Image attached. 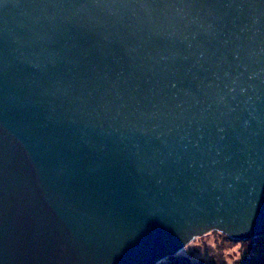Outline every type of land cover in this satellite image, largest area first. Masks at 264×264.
Segmentation results:
<instances>
[{
	"label": "water",
	"instance_id": "obj_1",
	"mask_svg": "<svg viewBox=\"0 0 264 264\" xmlns=\"http://www.w3.org/2000/svg\"><path fill=\"white\" fill-rule=\"evenodd\" d=\"M264 233V0H0V264H156Z\"/></svg>",
	"mask_w": 264,
	"mask_h": 264
},
{
	"label": "trees",
	"instance_id": "obj_2",
	"mask_svg": "<svg viewBox=\"0 0 264 264\" xmlns=\"http://www.w3.org/2000/svg\"><path fill=\"white\" fill-rule=\"evenodd\" d=\"M222 238L229 240L238 246L237 258L232 264H264V233L258 238L256 237L252 240L250 239L249 241L251 242L247 245L241 244V240H236L231 237L223 236ZM256 241H262V243L260 245H256ZM204 246V252L208 253L207 260L199 261V259H192L191 257L181 258L176 256V254H173L161 259L156 264H227L225 255L223 253V247L218 246V244H216L214 247L208 244Z\"/></svg>",
	"mask_w": 264,
	"mask_h": 264
},
{
	"label": "rangeland",
	"instance_id": "obj_3",
	"mask_svg": "<svg viewBox=\"0 0 264 264\" xmlns=\"http://www.w3.org/2000/svg\"><path fill=\"white\" fill-rule=\"evenodd\" d=\"M219 234H221V235H219ZM223 236L230 237L227 234H225L219 230H210V231H208V232H206L200 236H196V238L194 237L195 239L192 238L191 240L193 242L190 240L191 243L189 241L187 244H185L180 250H178L174 254H176V256L181 257V258L191 257L192 259L196 258V259H199V261L200 260L203 261V260H207V255H208V253L204 252V250H203L205 248L204 245L208 244V245H212L214 247L216 244H218V246H221L224 249L223 253L225 255L227 264H232L233 261L237 258L238 246L233 244L231 241L222 238ZM259 236L260 235H258L256 237L258 238ZM256 237L249 238V239H236V238H233V239L241 240V244L247 245V244H250V242H251V241H249L250 239L252 240ZM261 243H262V241L261 242L260 241L255 242L256 245H260ZM171 255H173V254H171ZM167 256H170V255H167ZM167 256H165V257H167ZM165 257H163V258H165ZM163 258H161V259H163Z\"/></svg>",
	"mask_w": 264,
	"mask_h": 264
}]
</instances>
